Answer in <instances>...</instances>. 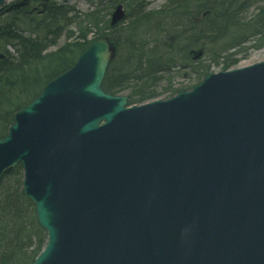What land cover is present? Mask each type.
Here are the masks:
<instances>
[{
    "label": "water",
    "instance_id": "95a60500",
    "mask_svg": "<svg viewBox=\"0 0 264 264\" xmlns=\"http://www.w3.org/2000/svg\"><path fill=\"white\" fill-rule=\"evenodd\" d=\"M113 53L92 43L0 139L47 236L32 264H264V63L126 109Z\"/></svg>",
    "mask_w": 264,
    "mask_h": 264
},
{
    "label": "rangeland",
    "instance_id": "374dc122",
    "mask_svg": "<svg viewBox=\"0 0 264 264\" xmlns=\"http://www.w3.org/2000/svg\"><path fill=\"white\" fill-rule=\"evenodd\" d=\"M28 1L31 2L32 9L37 10L40 8V2L44 0ZM52 1L56 4L72 7L77 13H73L77 16L73 20L74 25L67 30L62 28L58 47L65 43L67 36H70L69 30L74 37H77L78 24H86V16L89 13L97 12L96 14L99 15L98 26L86 28V33L87 41L97 40L100 34L102 38H107L112 45L113 59L107 67L105 76L112 74V78L113 71L125 68L122 65L127 57V40H133L134 46H144L145 54L140 56L141 63L152 57L160 58H155L159 67L162 65L161 62H165L163 69L167 71L158 75L157 80L151 82L154 84L153 88L146 91L148 95L158 94L151 101L166 100L179 91L189 90L206 75L224 71L226 65H228L226 69L231 70L264 61V34L256 35V32L264 33V0ZM15 3L17 0H4L0 12L4 13L5 8ZM178 3L179 5L176 6ZM118 6L122 8L123 18L111 26V16ZM220 8V14L211 13V10ZM3 15H0V23L3 20ZM139 17H148V19L135 24L134 20ZM19 27L27 30L25 26ZM144 44H154L155 46L150 48ZM134 49L139 51V48ZM188 49H193L192 51L202 50L201 59L194 62L192 58L186 55ZM0 50L15 55L11 48H0ZM170 61L172 62L167 63ZM177 65L188 66V68L186 70L179 69ZM143 72L141 68L139 74ZM128 73L130 78L133 69H128ZM44 75L46 74L41 75L37 83ZM108 79L110 82V77ZM147 81L150 82L151 80ZM169 82L171 83L169 84ZM137 85L138 83H132L129 80L125 84V89L116 92L113 96L127 97L128 100L130 91H133L132 89L138 90ZM141 88L144 89V87ZM22 101V97L16 95L13 98V104L9 102V105L12 107ZM0 131H3L2 124H0ZM13 170L6 172L0 180V203L5 196L10 195L15 198L21 193V172H14ZM28 206L26 202L19 200L17 203H12L9 210V213L15 212L16 209L20 210V216L24 218L22 225L25 228L23 234L26 236L24 245L26 248L20 252L19 258L15 260L16 264L26 260L40 241L46 240L45 233L37 226L35 216ZM2 207L0 205V208ZM32 215L35 225L32 222L33 218L31 219ZM0 218L7 225L9 214L0 213ZM29 238L30 244L28 245ZM2 244L3 242H0V247ZM1 252L3 251L0 249Z\"/></svg>",
    "mask_w": 264,
    "mask_h": 264
},
{
    "label": "trees",
    "instance_id": "16d2710c",
    "mask_svg": "<svg viewBox=\"0 0 264 264\" xmlns=\"http://www.w3.org/2000/svg\"><path fill=\"white\" fill-rule=\"evenodd\" d=\"M30 4L31 2L29 3L28 0H17V3L5 8L6 11L4 13L0 12V15L4 14L0 23V48H11L15 54L11 55L0 50V124L3 126V131H0V138L7 133L9 126L13 122V115L17 111L36 98L49 81L66 72L75 64L77 58L93 42L87 41L86 28L96 27L99 23L97 12L89 13L86 16L87 23L78 24L77 37H74L69 30L70 36H67L65 43L58 47L60 42L58 39L62 36V28L64 27V30L71 28L74 25L73 20L77 17L73 13H77L72 7L58 5L52 0L41 1L40 8L37 10L32 9ZM178 5L179 3L176 6ZM220 12L221 8L211 10V13L216 15L220 14ZM147 19L148 17H139L134 20V23L139 24ZM19 26H25L27 30L21 29ZM262 34L264 33L256 32L258 36ZM101 38L102 36L99 34L97 39ZM134 45L135 42L133 40H127V57L122 65L125 68L113 71L114 75L112 78V74L105 76L102 84L104 92L115 95L116 92L123 90L129 80L132 83H138V90L132 89L133 91H130V96L128 97L129 105L140 104L154 99L158 94L148 95L146 91L153 88L154 84L151 82L156 81L157 77H159L158 75L167 71L163 69L165 62H161V67L158 66L155 59L158 57L148 58L149 60L146 59L141 63L140 56L145 54L144 46ZM144 45L150 48L155 46L154 44ZM133 46L134 48H139V51H136ZM150 54L151 51L149 57ZM177 66L179 69L183 68L184 70L188 68V66ZM227 67L228 65L224 68L226 69ZM130 68L133 69V73L129 78L128 69ZM141 68L144 72L139 74ZM42 74L46 75L37 83ZM109 77L111 83L109 82ZM147 80L151 81L148 82ZM141 87H144V89ZM16 95L22 97L23 101L11 107L9 102L13 104V98ZM13 171L20 172V169L17 167ZM19 200L26 202L34 214V207L23 196L22 192L15 198L10 195L3 198L0 203L3 206L0 208V213L9 214V219H7L6 225L0 218V242H3L0 247L3 251L0 253V264H16L15 260L19 258L20 252L26 248L24 247L26 236L23 234L25 228L22 225L24 218H21L20 210L18 209L9 213L11 204L17 203ZM3 216L5 217L6 215ZM32 222L35 225L34 218ZM44 243L45 241H40L27 259L19 264L32 263ZM29 244L30 238L28 240Z\"/></svg>",
    "mask_w": 264,
    "mask_h": 264
}]
</instances>
